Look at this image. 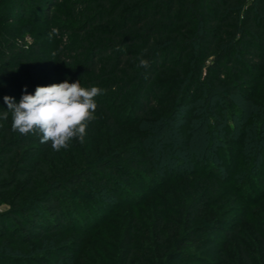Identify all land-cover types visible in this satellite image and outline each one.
<instances>
[{"label":"trees","instance_id":"1","mask_svg":"<svg viewBox=\"0 0 264 264\" xmlns=\"http://www.w3.org/2000/svg\"><path fill=\"white\" fill-rule=\"evenodd\" d=\"M57 1L0 0V114L8 110L4 96L19 103L25 86L34 94L37 86L80 81L104 90L86 130L97 140L73 139L54 151L37 133L12 131L11 113L0 118V203L8 205L0 209V264H229L233 247L236 264H264V183L253 167L232 163L245 150L264 166L261 144L244 149L246 137L258 138V121L243 110L239 130L226 120L233 109L222 113L236 96L253 104L263 95L264 0H61V9ZM27 23L28 45L16 31ZM35 28L76 35L78 44L43 56ZM66 52L74 54L67 63ZM199 102L215 130L227 123L242 135L236 147L232 138L221 142L227 172L207 167L212 140H194L200 128L191 117L174 131L182 109ZM175 154L193 157L199 169H182L187 162L178 158L181 169L163 179L161 166ZM201 217L208 224L191 228Z\"/></svg>","mask_w":264,"mask_h":264},{"label":"rangeland","instance_id":"2","mask_svg":"<svg viewBox=\"0 0 264 264\" xmlns=\"http://www.w3.org/2000/svg\"><path fill=\"white\" fill-rule=\"evenodd\" d=\"M57 9H61L63 4L61 2V0L57 1ZM42 13L44 14V16H48V14H46V11H42ZM51 20H53V24L56 22H59V18L56 17V16H52L51 15ZM16 31L17 32H23V34L26 36V41L24 43H26V45L30 44L29 43V39H30V30H29V23L27 24H24V25H20L18 24L16 26ZM52 29H47V28H35V34H39L41 35L40 37V43L42 45H45L46 46V52L44 53L45 55L43 56H47L46 54H49V53H53L55 52V48L57 46H61V47H73V46H77L78 42H77V38L76 35L74 36L73 34H69V35H65L66 37L64 38H61V36L59 35H56L54 36L52 39H49L48 37V33L51 31ZM66 38H69V40H67ZM20 45H22V43L20 42ZM49 56V55H48ZM47 56V57H48ZM53 56V55H52ZM50 56V57H52ZM74 54L73 53H64L63 54V58L66 59V60H63L64 62H68L71 58H73ZM255 92H257V90L255 89L254 90ZM258 91H261L263 95L261 94H258L257 95V99L256 101L251 104V103H248L246 102V100L240 96H236L234 101L236 104H234L233 106H229L228 108H225V110L223 109L222 110V113L225 115L227 114V111L229 108L233 109V113L232 115H230V117L226 118L227 120V123L232 120L234 123H236L238 129L240 130V121L236 118L235 119V116H239L240 114L242 115L243 113V110H245L247 112V114H249L250 112H254L256 115L254 117V119H256L258 122H257V126H256V130L259 134L258 138L256 137L255 138V141H249V137L247 138L246 137V148L244 149H248L250 150L251 148H257L258 147V144H261L262 148H264V130L261 132V123H262V120L264 119V85H262ZM110 102H112V100L110 99L109 100ZM121 105H118L115 110H117V108H119ZM213 110V109H212ZM259 113V114H258ZM194 114H196L195 118H192L194 116ZM186 117H191V119H189L188 121L191 123V124H195L197 123L196 125L198 126L199 131L198 133L194 134V140H196L197 138H200L199 142L201 145V137H207L208 139L212 140L210 141V143L208 142V145L210 144L211 146V155L209 156L208 160L206 161L207 162V167L209 166V164H214L216 166H218V168L222 169L223 172H227V167H225L224 163H227L228 161L226 157L223 158V156L221 155V153L223 151H226L228 150L227 147L223 144H221V142L223 143H228V145H230V142L229 140L231 139L232 142H233V146H238L237 142H236V139L235 138H242V135H237L239 134V130L238 132H236L235 134L232 135V133H230L229 129H228V126H227V123L225 126H222V127H217V129L215 130V126H213V124L215 123V117L214 115H212L210 112L207 111V109L205 108L204 104L202 102H199V103H196L195 105H193L192 103H189L188 106L184 107L182 109V112L180 113V115L177 117L175 123H174V127L177 128L178 125L181 124L182 120ZM231 118V119H230ZM253 122V121H252ZM215 125V124H214ZM200 126V127H199ZM251 126V125H250ZM190 129V127H189ZM174 131H178V132H182V129L181 127L175 129ZM186 131V130H185ZM188 132V131H187ZM210 132V133H209ZM212 134V136L210 135ZM201 136V137H200ZM214 139H212V138ZM91 138V140H90ZM176 138V136H173L172 139L170 141H168V146H172L174 145V139ZM78 143H81V142H87V141H91L92 143L95 142L97 140V138L94 136L92 138L91 136V133L89 132H86V135L84 136V138L81 140L79 138H76L75 139ZM236 144V145H235ZM252 144V145H251ZM173 147V146H172ZM62 150V149H61ZM242 152H243V155H242ZM241 152V158H238V157H234V162H232L233 164H238V167H239V170L241 171L243 168H246V170L249 172V169H251L253 167V170H255V172L253 173V177L257 180V181H260V182H263L264 183V166L263 164L260 163V161L258 162V157H257V161L255 158V152L250 154L249 152L247 153V151L243 150ZM169 156H171V154L169 153L168 154ZM215 155V157H214ZM174 156H178V157H174V159L176 161H172L171 163L172 164H169L170 166H168V168L166 167L167 165H162L161 167V175L163 177V179H167L168 175H169V171L171 170L172 172L174 170H178V169H181L180 165H176V162H177V159L178 158H183L187 163H185V167L182 168V169H185V170H190V171H194V170H198L199 169V163H193L194 160L193 157L190 158V156L188 155H181V154H175ZM217 156L218 159H215ZM214 157V159H212ZM180 160V159H179ZM95 161V160H94ZM184 161V162H185ZM88 162H93V160H90ZM260 163V164H259ZM260 165V168L261 170H258V166ZM257 168H254L256 167ZM166 168V169H165ZM258 170V171H257ZM245 175V173H244ZM244 175H242V177H244ZM239 178V177H236L235 180ZM252 186V190L255 191L256 189L253 187V185L251 184ZM77 192L79 194V196H81V199L78 200V202H81L83 201L84 203L87 201L86 199V196L82 190H77ZM174 192V191H173ZM245 192V191H244ZM16 191L15 192H12L10 194V198L13 197V195H15ZM180 193V192H179ZM120 194V193H119ZM234 195V194H232ZM231 196H228L227 197V200L230 199ZM85 196V197H84ZM177 194L174 196L176 197ZM240 196L242 197L243 194H240ZM119 198V197H118ZM243 198V197H242ZM5 199L6 198H3V202L0 203V209H6L8 207L7 204H5ZM83 204V203H81ZM243 204L244 206V202H240L239 205L241 206ZM115 207V205H113ZM125 210V209H124ZM122 210V211H124ZM127 210V209H126ZM125 210V211H126ZM240 215V214H239ZM82 216V215H81ZM110 215L109 214H106V217L108 218ZM95 219V222L97 225H99L102 220H98L97 216L94 217ZM122 223V219L121 218H118V221H116L115 223V233L116 236H115V240L113 242L116 243V241H118L119 238H117L120 234V225ZM206 224H208L207 220L204 218V217H201V218H197V220H195L192 224V227L191 228H197V227H202V226H205ZM118 234V235H117ZM222 238H226L225 236H223ZM111 238H108L107 240L104 239L105 243L107 241H110ZM234 246V244L232 245ZM227 255L229 257V260H230V263L229 264H236L237 263V250L235 249V247L231 248V250L229 252H227ZM115 259V258H114ZM51 260L55 263V264H70V263H66L65 261H61L59 259H53L51 258ZM110 264H113V263H110Z\"/></svg>","mask_w":264,"mask_h":264},{"label":"clouds","instance_id":"3","mask_svg":"<svg viewBox=\"0 0 264 264\" xmlns=\"http://www.w3.org/2000/svg\"><path fill=\"white\" fill-rule=\"evenodd\" d=\"M59 35V29L53 28L49 39ZM53 55H56L53 52ZM138 67L148 68L149 62L141 57ZM103 89L92 86L82 87L80 81L69 83L67 80L48 86H37L34 94H28L25 86L19 103L11 96H4L7 111L0 114L3 120L12 116V131L20 134L29 132L40 135V143H51L54 151L67 149L70 141L86 135L88 125L96 119L95 98Z\"/></svg>","mask_w":264,"mask_h":264}]
</instances>
